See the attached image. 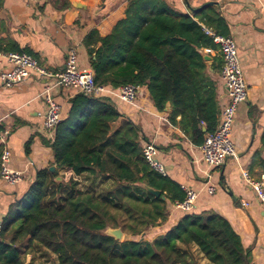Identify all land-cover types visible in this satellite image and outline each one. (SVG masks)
<instances>
[{
	"label": "trees",
	"instance_id": "obj_1",
	"mask_svg": "<svg viewBox=\"0 0 264 264\" xmlns=\"http://www.w3.org/2000/svg\"><path fill=\"white\" fill-rule=\"evenodd\" d=\"M212 13L208 8L191 18L159 0H130L110 35L100 38L92 31L84 40L96 85L139 86L159 112L170 103V121L175 124L180 116L181 131L200 146L204 134L198 124L212 133L218 114L212 80L217 69L207 67L200 51L217 48L207 32L228 36L223 19ZM142 142L140 128L109 98H72L45 145L57 169L78 179H103L104 195L79 190L78 180L55 182L57 170H37L0 232V264H25L36 254L54 255L55 264H198L191 246L210 264H247L240 237L211 211L184 213L163 236L145 240L147 230L161 227L170 205L183 201L185 193L148 167ZM109 228H119L124 240L106 235Z\"/></svg>",
	"mask_w": 264,
	"mask_h": 264
},
{
	"label": "crops",
	"instance_id": "obj_2",
	"mask_svg": "<svg viewBox=\"0 0 264 264\" xmlns=\"http://www.w3.org/2000/svg\"><path fill=\"white\" fill-rule=\"evenodd\" d=\"M129 1L41 0L38 5H32L26 0H2L0 49L28 54L47 72L58 73L65 67L68 51L74 48L78 67L92 71L84 40L92 31L100 38L110 35L116 23L125 18ZM159 1L170 10L191 18L210 8L212 14L223 19L228 36L235 42L247 89L246 101L238 106L231 129L236 156L219 168L208 167L199 145L193 144L181 131L180 116L175 118V124L170 121V103L159 112L141 87L133 104L121 102L116 95L118 88L109 86L104 87L105 92L98 97L109 98L119 113L140 128L145 138L141 148L146 143L154 144L165 178L179 185L182 191L184 187L197 194L191 213L211 211L224 218L240 237L243 249L248 251L247 264H264V210L242 177V172L253 182L264 177V146L261 143L264 131V0ZM195 22L199 23L197 19ZM200 53L208 68L217 69L212 74L216 82L217 126L226 102V91L219 75L221 59L217 48L203 49ZM7 69L5 64L0 67V71ZM45 86L51 87L54 100L61 105L63 120L69 110V101L79 95L76 90L57 87L53 81L34 75L9 89L0 85V129L8 131L5 141L10 153L9 167L23 175L22 182L13 186L0 179V232L5 231L15 204L33 183L37 170L54 167L57 170L55 182L74 179L85 185H96L102 180L74 178L68 169L56 168L52 151L45 145L53 140L55 130L48 135L42 128L45 105L40 94ZM198 130L204 134V140L207 134L203 123L198 124ZM209 188L213 193L208 192ZM242 203L248 206L242 207ZM183 214L170 205L167 221L161 227L147 230L145 240L151 242L163 236ZM189 251L198 264H210L195 246L189 247ZM48 258L50 264L56 263V257L51 254L42 259L48 261Z\"/></svg>",
	"mask_w": 264,
	"mask_h": 264
},
{
	"label": "built area",
	"instance_id": "obj_3",
	"mask_svg": "<svg viewBox=\"0 0 264 264\" xmlns=\"http://www.w3.org/2000/svg\"><path fill=\"white\" fill-rule=\"evenodd\" d=\"M41 0H26L27 3L38 5ZM217 46L221 59L220 78L226 91V102L221 109L219 121L212 133L205 136L199 146L203 161L210 168H219L225 162L236 156L231 140V129L234 123L238 106L246 101L247 89L243 79L238 59V51L233 39L229 36H219L207 32ZM5 64L8 69L0 71V85L9 89L24 82L34 75L36 78L51 80L54 85L62 88H72L79 94L87 97H98L105 92L104 87L96 85L94 73L91 70H82L77 65V52L71 48L67 53L63 71L58 73L47 72L39 66L34 57L25 53H4L0 51V67ZM140 93V87L136 85H124L117 89V98L126 104H133ZM45 105V113L42 118V128L51 135L62 120V107L51 93V87L45 86L40 94ZM8 131L0 129V142L2 151L0 154V179L8 185H17L22 182L23 175L13 171L9 167L10 153L6 146ZM143 161L150 169L165 177L163 166L157 160V150L153 143H146L141 148ZM245 183L252 189L259 206L264 210V177L259 182H253L245 172H242ZM185 197L181 202H175L173 208L181 213H191L194 209L197 194L189 188L183 187ZM213 193V189H208ZM247 207V203H242Z\"/></svg>",
	"mask_w": 264,
	"mask_h": 264
},
{
	"label": "rangeland",
	"instance_id": "obj_4",
	"mask_svg": "<svg viewBox=\"0 0 264 264\" xmlns=\"http://www.w3.org/2000/svg\"><path fill=\"white\" fill-rule=\"evenodd\" d=\"M78 189L89 193L93 192L94 195H98V196L104 195V180L102 179L101 183L96 185H85L80 183ZM50 262L51 261L49 260V258L48 261H45L42 258H40L39 254H36L34 260H32L31 256H27L25 258V264H50Z\"/></svg>",
	"mask_w": 264,
	"mask_h": 264
},
{
	"label": "water",
	"instance_id": "obj_5",
	"mask_svg": "<svg viewBox=\"0 0 264 264\" xmlns=\"http://www.w3.org/2000/svg\"><path fill=\"white\" fill-rule=\"evenodd\" d=\"M207 60V58H205ZM54 167L49 168V171L54 173ZM60 180V179H57ZM151 195L159 197L160 196V192L159 191H155L152 189L147 188L146 189ZM105 234L112 237L113 239H115L116 241L122 242V238H123V234L122 231L118 228V229H107L105 231Z\"/></svg>",
	"mask_w": 264,
	"mask_h": 264
}]
</instances>
